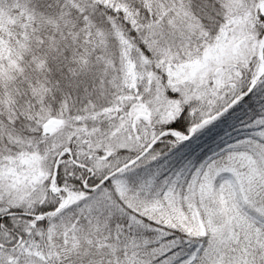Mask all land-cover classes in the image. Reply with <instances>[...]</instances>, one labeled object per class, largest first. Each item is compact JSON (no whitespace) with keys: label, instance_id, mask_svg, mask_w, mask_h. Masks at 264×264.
Segmentation results:
<instances>
[{"label":"snow or ice","instance_id":"snow-or-ice-1","mask_svg":"<svg viewBox=\"0 0 264 264\" xmlns=\"http://www.w3.org/2000/svg\"><path fill=\"white\" fill-rule=\"evenodd\" d=\"M0 264H264V0H0Z\"/></svg>","mask_w":264,"mask_h":264}]
</instances>
